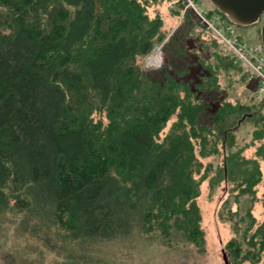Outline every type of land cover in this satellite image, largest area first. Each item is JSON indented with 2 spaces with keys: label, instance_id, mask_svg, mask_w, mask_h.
Returning a JSON list of instances; mask_svg holds the SVG:
<instances>
[{
  "label": "trees",
  "instance_id": "1",
  "mask_svg": "<svg viewBox=\"0 0 264 264\" xmlns=\"http://www.w3.org/2000/svg\"><path fill=\"white\" fill-rule=\"evenodd\" d=\"M162 1L0 0V227L15 219L59 264H105L100 247L138 236L205 251L206 179L222 185L231 262L264 259V219L253 213L258 200L264 208V97H227L221 80L238 69L256 93L251 69L194 10L182 16V0H169L178 19L167 31L150 11ZM206 33L215 65L190 60L187 38ZM160 44L175 74L138 63ZM248 119L260 127L241 143Z\"/></svg>",
  "mask_w": 264,
  "mask_h": 264
},
{
  "label": "rangeland",
  "instance_id": "2",
  "mask_svg": "<svg viewBox=\"0 0 264 264\" xmlns=\"http://www.w3.org/2000/svg\"><path fill=\"white\" fill-rule=\"evenodd\" d=\"M196 1L206 9L214 7V5L208 0ZM157 10L161 12L164 17L165 28L167 31L177 24L178 17L173 14L174 12L171 9L169 0H163L161 3L152 6L150 9L151 14L154 15V12ZM263 19L264 15L262 20L258 23L244 27H237L239 35H243V38H245L250 45L259 48L261 45V25ZM209 34L210 33L201 35L203 40H197L192 37L187 38L186 44L188 45V51L191 53V56L189 55L190 60L193 61L194 59L204 56L208 63L212 62L215 65L217 60L220 62V59L215 52L216 47ZM154 50L150 52V54L138 58V63L141 67H148L147 62L156 52V50ZM159 53L161 54L159 62H152L154 67H151V69L160 68L165 63L168 70L175 74L177 68L175 65L171 64L169 54L166 51H159ZM198 68L199 67L195 68L194 66L191 67L188 74L186 71L182 73V78L187 79L193 73L195 74ZM148 69L150 70V68H147V70ZM182 70H184V68H182ZM251 79L252 77L249 73H246L243 69H238L234 72V76L231 79H222L221 83L223 88L227 90L225 94L230 99L244 103H256L255 106H258V100L261 98H259L257 92L255 93L252 84L253 80L251 81ZM249 113L252 114V109ZM249 113L248 115L251 116ZM254 123L256 122L250 121L249 119L243 123L239 130V140L241 143H243L244 140L247 143L250 142L252 129L255 125ZM256 124V127H260L258 122ZM254 150L255 147L253 146L247 148V155L255 154ZM219 159L220 156H218V160ZM218 160L216 158V161ZM205 161L211 160L205 159ZM262 166H264V162ZM209 183V179H206L202 183L201 193L198 198L202 212L203 228L206 234L205 251H199L192 244L185 245L184 243H181L175 246H170L153 238L148 239L147 237L138 236L128 241H118L100 247L99 256L101 259L104 260L105 264H226L223 255L225 253L229 264H233L230 260L229 252L225 247L227 240L234 236L235 233L231 230L229 222H224L219 218V211L224 207L223 198L225 197L221 189L222 185L219 184L211 187ZM263 189L264 183L259 186L258 195H261ZM249 203L250 202L245 201L243 202V206L246 208L249 206ZM232 206L233 209H236L237 207L236 204H233ZM253 213L259 221L264 219V208L261 201L258 200L254 203ZM17 226L18 224L16 220L13 219L11 222L7 221L4 226L0 227V264L61 263V260L64 258L62 254H58L57 250L54 248L45 246L36 235L27 231L21 232ZM244 264H264V259L256 263L246 262Z\"/></svg>",
  "mask_w": 264,
  "mask_h": 264
},
{
  "label": "built area",
  "instance_id": "3",
  "mask_svg": "<svg viewBox=\"0 0 264 264\" xmlns=\"http://www.w3.org/2000/svg\"><path fill=\"white\" fill-rule=\"evenodd\" d=\"M182 16L187 9H192L208 30L217 34L224 42L228 54L234 56L236 60L243 61L252 71L257 80V95L264 97V50L254 45H250L245 38L240 37L235 23L226 19L220 11H212L199 5L196 0H182ZM181 16V17H182ZM156 52L152 57H148L147 68L154 67L152 62H159L162 52V44L155 47ZM154 50V51H155ZM151 56V55H150ZM152 65V66H151Z\"/></svg>",
  "mask_w": 264,
  "mask_h": 264
},
{
  "label": "water",
  "instance_id": "4",
  "mask_svg": "<svg viewBox=\"0 0 264 264\" xmlns=\"http://www.w3.org/2000/svg\"><path fill=\"white\" fill-rule=\"evenodd\" d=\"M234 23L248 26L258 23L264 15V0H208ZM261 45L264 50V19L261 25ZM224 260L229 264L226 254Z\"/></svg>",
  "mask_w": 264,
  "mask_h": 264
}]
</instances>
